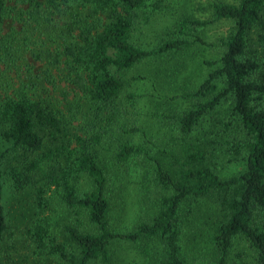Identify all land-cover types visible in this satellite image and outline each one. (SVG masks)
Masks as SVG:
<instances>
[{"label":"trees","instance_id":"1","mask_svg":"<svg viewBox=\"0 0 264 264\" xmlns=\"http://www.w3.org/2000/svg\"><path fill=\"white\" fill-rule=\"evenodd\" d=\"M9 1L0 264L10 238V254L28 261L31 251L40 264H264V0H212L206 20L195 0ZM167 13L166 31L135 37ZM7 18L23 25L5 32ZM219 21L230 31L211 42ZM213 48L189 65L176 56ZM157 59L168 77L138 72ZM149 78L153 91L139 92ZM161 78L173 80L171 96ZM235 163L243 169L223 177ZM241 240L249 257L233 255Z\"/></svg>","mask_w":264,"mask_h":264},{"label":"rangeland","instance_id":"2","mask_svg":"<svg viewBox=\"0 0 264 264\" xmlns=\"http://www.w3.org/2000/svg\"><path fill=\"white\" fill-rule=\"evenodd\" d=\"M211 1L212 0H195L193 2L195 9H196V15L198 16V18H200L202 20H206V19L211 18L210 9L209 8L206 10L203 9L204 7H207ZM8 3L10 4L8 6L11 7L15 4V1L12 0V1H9ZM189 5L191 7V1H189ZM16 17L17 16L15 15L14 18H16ZM14 18H7L6 19V21H5V32H8L13 27L21 28V26L23 25V22H19L18 20H15ZM169 23H170V14H168V13L166 15L158 14L155 16V19L152 21V23L145 24V25L143 24V27L141 28V30H139L135 33V37L141 38V40L143 42L151 41L152 38H154L161 31L162 32H163V30L166 31V27L169 26ZM230 27H231V24L229 22H223V21H219L215 24H211L208 27V30L206 33L207 38L211 42H216L220 37H224L225 35H227L229 33ZM217 52H218V50L216 48H213L208 52H199L200 54L196 53L195 56H193V54H187L186 56H183V55L182 56L176 55V56L178 57L180 63L182 61L188 62L187 64L189 65V64L193 63L191 61H193L194 58H195L194 62H196V60H198V59H199V62H201L203 57L204 58H212L214 54H217ZM165 60L166 61H164V62H170L171 61V62L177 63V59H175V57H171L170 59H165ZM154 62H157L158 66H156L154 63H145V64H142V66L140 68H138V72H140L142 74L145 73V75L147 76V73H149L151 70L153 71L154 69L155 70L158 69V73L161 72V74H162L161 77H165V76L168 77V75L164 72L165 63H161V62H163L161 59H159V61H158V59L154 60ZM34 65H35L34 72H35V74H38L40 72V68L42 67V63L39 61H34ZM0 69H2V67H0ZM192 69H193V67L189 70V73L192 71ZM196 72H197V70H195L192 74H194ZM201 72L202 71L199 70L198 74L195 76L196 79L199 78ZM202 74H203V72H202ZM25 75H26V73H25ZM154 80H157V78L146 79L145 84H142L143 82H141L139 84V92H142V93L146 92V93L150 94L149 92L153 91L151 89H152V84H153ZM45 85L47 87L54 89V87L49 86L47 83H45ZM58 85L59 86L61 85V87L67 86V84L65 85L63 82H59ZM173 88H174V83H173L172 79L166 80V78L165 79L161 78V82L159 85V92H161L163 95H167V94L169 95L172 92ZM37 94L42 95V93L40 91H38ZM171 94H170V96H171ZM61 96H62V91L58 92V98H61ZM73 96H74L73 94H70L68 96V99H70V100L73 99ZM174 103L177 106V108H179L178 104H182L183 102L175 101ZM176 106H173V107L176 109ZM164 109H168V108L166 106H162L161 110H164ZM144 124L148 125L146 119H145ZM153 124H156L158 126L157 131H159V134L161 136H165V135L169 134V131L167 130V127H168L167 122L166 123L164 122L162 124L159 121H155ZM5 149H6V146L3 145V142L0 143V153L2 151H4ZM243 167H244L243 164L235 163V164L231 165L230 167L226 168L225 170L220 171V173L223 177H228V176H231V175L237 173L238 171L242 170ZM26 199L27 198L25 197V199H24L25 201H24L23 205L27 208ZM28 202H29V200H28ZM26 210L27 209H25V211ZM25 211H23V212L26 215ZM12 218L16 219L15 217H12ZM12 243L15 244V238H10L11 246L6 248V250H5L7 253L6 254V260L3 261L2 264H16V261L19 262V264H40L39 262L34 263V262H37L36 259L38 258L37 257L38 254L35 253L34 255H32V252L27 251V250L23 251L21 254H23L22 256L29 255L30 257H29L28 261H19L20 257H19L18 253L10 254L9 250L13 246ZM236 245L237 246L234 249L233 255L240 254V255H243L244 257H249L247 252H246L247 249H246L245 242H243L241 240L240 242H237ZM15 249H16L15 251H17V250L21 249V246L16 245ZM29 250H31V249H29ZM43 260H45V259H43ZM57 262H58L57 259H55L52 263L56 264Z\"/></svg>","mask_w":264,"mask_h":264}]
</instances>
